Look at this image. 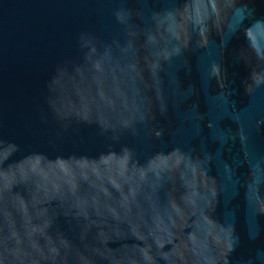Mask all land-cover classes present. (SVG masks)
Instances as JSON below:
<instances>
[{"label":"water","instance_id":"obj_1","mask_svg":"<svg viewBox=\"0 0 264 264\" xmlns=\"http://www.w3.org/2000/svg\"><path fill=\"white\" fill-rule=\"evenodd\" d=\"M0 264H264V0H0Z\"/></svg>","mask_w":264,"mask_h":264}]
</instances>
